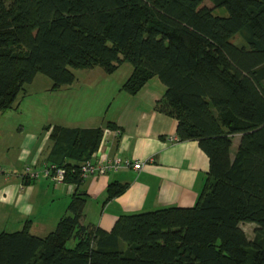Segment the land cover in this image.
I'll use <instances>...</instances> for the list:
<instances>
[{
    "label": "trees",
    "instance_id": "16d2710c",
    "mask_svg": "<svg viewBox=\"0 0 264 264\" xmlns=\"http://www.w3.org/2000/svg\"><path fill=\"white\" fill-rule=\"evenodd\" d=\"M125 62L122 89L155 76L164 90L154 110L206 155L196 201L124 213L105 231L80 222L86 199L75 192L45 235L30 220L0 232V264H264V0H0V113L37 74L56 89L75 69L111 74ZM102 132L52 128L49 164L65 168V182L82 181ZM126 187L110 183L106 200ZM240 223L254 224L252 239Z\"/></svg>",
    "mask_w": 264,
    "mask_h": 264
},
{
    "label": "crops",
    "instance_id": "0c3cea01",
    "mask_svg": "<svg viewBox=\"0 0 264 264\" xmlns=\"http://www.w3.org/2000/svg\"><path fill=\"white\" fill-rule=\"evenodd\" d=\"M126 65L122 63L111 73H117L121 67H126L124 77L121 76L120 81L113 85L107 98L103 96L102 99V96H96L94 93L80 91L81 85L89 86L97 75L105 80L108 79L107 75H111L103 74L98 68L80 69V77L74 73L75 80L58 90L52 89L51 84L48 91H60L63 99L59 100L60 103L57 100L53 102L52 97L47 96V100L43 102L46 115L38 114L40 111L36 109L35 116L41 121L36 122L35 129L38 130L42 126L43 136L34 133L23 140L24 146L17 161L26 157L27 161H33L36 166L48 165L51 162L50 152L53 146L50 133L54 126L105 128L106 124L110 123L120 130V135H108L106 140L99 144L95 156L118 155L130 162L144 163L139 170L123 167L104 176H88L77 186L67 182L54 185L45 178L29 180L23 178L24 171L15 173L16 181L12 180L11 176L4 175V172L0 173L3 175L0 185L1 204L6 211L27 217L26 220L31 222V233L32 229L36 228L35 225L43 226L41 228L45 231L47 228H53V224L65 213L75 192L84 194L86 199L80 222L105 231H109L119 215L124 213L151 211L164 206L187 207L196 201L208 169L206 155L197 146L196 141L176 140V120L154 110V105L164 90V86L155 76L143 83L134 94L130 95L122 89L131 72V67ZM29 92L23 94V97L31 94ZM19 102L20 100L16 101L11 109H17ZM13 129L21 135L25 127L19 123ZM234 136L239 138L238 135L231 138L230 157L236 147L233 146ZM49 141L50 144H47ZM30 145H34L32 151L28 149ZM113 182L126 184L127 187L118 196L106 200L107 186ZM42 195L49 198V205L58 207L48 225H44L42 219H35L37 200Z\"/></svg>",
    "mask_w": 264,
    "mask_h": 264
},
{
    "label": "rangeland",
    "instance_id": "374dc122",
    "mask_svg": "<svg viewBox=\"0 0 264 264\" xmlns=\"http://www.w3.org/2000/svg\"><path fill=\"white\" fill-rule=\"evenodd\" d=\"M207 3V2H206ZM214 14L216 15H225L226 12L223 8H215L213 10ZM235 43H242V38L240 36H235L234 38ZM129 68L131 67L128 62H125ZM97 70H100L103 72V74H108L105 71H103L99 67ZM126 67H121L120 71L117 73L107 75L108 79L105 80L104 78H101V76L97 75V78L90 83L89 86H80V91H83L84 93H94L96 96H103L104 98L109 97V93L111 91V88L113 85H115L118 81H120L121 76H123L124 70ZM79 70L75 69L73 72L79 76ZM87 83V82H86ZM52 84V81L45 75L37 74L32 81V83H28L24 85V90L21 91L17 97V102L20 100V104L17 109H7L4 113H0V168L3 170L4 175L11 176V179L16 181L17 177L16 174H18L20 171H24L26 168H29L31 172H42L44 170V166L40 167L39 165L36 166L33 161H27L26 157H21V160H18V157L21 155L22 150V141L26 140L31 134L39 135L40 137L43 136V129L40 126L38 130L35 129L36 122H40L41 119L39 117L35 116L36 109L39 110L38 114L45 113L43 109V102L44 100H47V96H51L52 100H62L63 97L60 96V91L58 88H56L55 91H48L49 86ZM51 88V87H50ZM60 88V87H59ZM30 91V92H29ZM31 93L28 96L23 97V94ZM52 92V93H51ZM59 93V94H58ZM57 94V95H56ZM60 103V102H59ZM54 114V113H53ZM46 115V113H45ZM22 123L25 129L23 130V133L20 135L17 134V130H14L13 128L19 124ZM40 133V134H39ZM17 134V135H15ZM238 137L234 136L233 140V146L235 147L237 145ZM47 144H50V141L47 142ZM232 146V149L234 147ZM29 150L34 149V145L28 146ZM16 173V174H15ZM44 177L39 176L37 179L42 180ZM3 180V175H0V185ZM48 197H45V195H42L40 199L37 200V211H35V219L37 221L39 219H42L44 221V225H48L49 219L53 216V214L57 211L58 207L49 205ZM26 218L21 217L20 215L11 212L6 211L4 209V206L0 202V232H11L15 230H19L22 227V224ZM34 219V218H33ZM57 223V222H56ZM56 226V224H53ZM36 228L32 229V232L37 235H45L53 228H47L48 230L45 231L44 228H41L43 226L35 225ZM52 227V226H51ZM241 229L244 231L246 237L248 239L253 238V223H240ZM46 228V227H45ZM69 246L72 245V242L68 243Z\"/></svg>",
    "mask_w": 264,
    "mask_h": 264
},
{
    "label": "built area",
    "instance_id": "2783aa9c",
    "mask_svg": "<svg viewBox=\"0 0 264 264\" xmlns=\"http://www.w3.org/2000/svg\"><path fill=\"white\" fill-rule=\"evenodd\" d=\"M108 135L118 137L120 135V130L117 128H103L101 142H104ZM96 151L92 153L91 157L88 160L82 162L79 165V177L81 178V180L92 175L104 176L123 167L131 168L133 170H139L144 163L142 161L130 162L118 155H115L113 157H96ZM0 173H3V170L1 168ZM65 174L66 170L64 167L48 164L44 166V170L42 172H31L29 168H26L23 173V178L34 180L39 176H42L45 179H48L54 185H57L59 183L65 182Z\"/></svg>",
    "mask_w": 264,
    "mask_h": 264
}]
</instances>
